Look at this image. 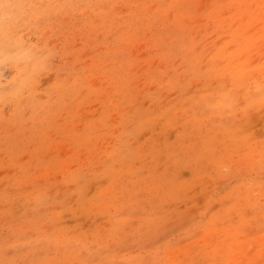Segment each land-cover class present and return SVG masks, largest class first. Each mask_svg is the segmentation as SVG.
Wrapping results in <instances>:
<instances>
[{"label":"rangeland","instance_id":"obj_1","mask_svg":"<svg viewBox=\"0 0 264 264\" xmlns=\"http://www.w3.org/2000/svg\"><path fill=\"white\" fill-rule=\"evenodd\" d=\"M0 264H264V0H0Z\"/></svg>","mask_w":264,"mask_h":264}]
</instances>
